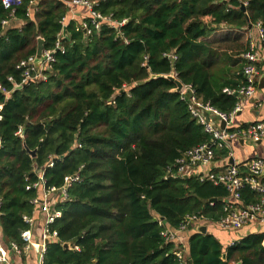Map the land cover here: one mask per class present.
Here are the masks:
<instances>
[{"label": "trees", "instance_id": "1", "mask_svg": "<svg viewBox=\"0 0 264 264\" xmlns=\"http://www.w3.org/2000/svg\"><path fill=\"white\" fill-rule=\"evenodd\" d=\"M73 1L23 0L4 28L10 11L0 0V230L23 248L24 217L40 197L27 186L42 172L46 188L60 190L81 169L68 200L56 203L60 216L49 228L58 238L43 264H181L180 247L162 233L194 215L217 224L228 192L168 175L210 137L165 76L174 72L204 102L231 112L240 98L224 90L247 83L249 27L264 32V0H97L104 20L99 29L85 21L91 34L62 24ZM107 18L127 22L118 28ZM38 38L55 61L42 71L46 80L15 88L24 73L17 66L37 54ZM242 198L260 197L246 188ZM263 241L264 231H251L224 247L195 232L186 264H264Z\"/></svg>", "mask_w": 264, "mask_h": 264}, {"label": "built area", "instance_id": "2", "mask_svg": "<svg viewBox=\"0 0 264 264\" xmlns=\"http://www.w3.org/2000/svg\"><path fill=\"white\" fill-rule=\"evenodd\" d=\"M5 9L10 11L8 19L2 22L3 27H7L11 20L15 19V8L20 6L23 0H1ZM64 1V0H63ZM68 7L73 5L84 6L90 16V20L95 29H99L101 22L104 20L96 10L97 0H75L66 2ZM247 6V3L244 4ZM67 16L63 18L62 24L66 26ZM108 23L115 27H121L127 20L123 22L112 21L111 18L105 19ZM259 29L260 40L264 43V32L261 24L256 25ZM87 34H91V30L87 25L83 27ZM56 49L63 50L60 43H57ZM54 50L44 51L45 60L40 65V73H37L36 55L28 57L20 62L17 66L19 69H24L23 80L20 84H16L15 88L23 87L26 84L36 81L37 79L46 80L42 77V71L51 69L52 63L55 61ZM244 58L249 64L244 68L246 77V85L240 87L239 90L225 89L224 92L228 95H235L240 98H251L255 95L260 82L261 71L258 69V63L261 61V56L255 51V46L250 42V50L244 54ZM10 82L14 80L10 77ZM2 87L0 86V89ZM181 101L185 102L193 119L201 125L205 132L209 135L210 140L200 144L188 151L184 152L175 162L173 167L168 168V175L179 178L188 177L189 179L196 178L201 183L211 182L215 186H223L228 192V196L224 203V216L217 223L223 230H241L254 223L264 224V160L254 159L249 164H233L227 162L233 158L232 153L228 152L226 163L223 164V170H216L217 151L227 150L232 141L243 140L250 143L264 142V121L251 124L245 128L230 130V125L238 112L242 110V104L238 103L231 112H224L214 107L210 103L204 102L190 85L183 86L179 93ZM1 119V117H0ZM225 124L223 128L222 125ZM18 134H22L20 130ZM53 166V164H50ZM245 168V170H243ZM38 182L27 186V190H40V197L32 199L31 203L39 208L41 213L46 217L42 243L35 244L31 232L33 226L32 217L25 216V223L30 227L29 230L22 234L24 247H37L39 253V264H43L44 254L47 249L46 242L57 240L58 233L51 232L49 225L52 224L60 213L56 211V203H61L68 200V189L74 183L81 182V169L73 175L66 176L64 179V187L60 190L55 188H46L44 174H38ZM248 188L252 192L259 195V200L248 204L244 203L242 192ZM56 197V200H54ZM213 205V202L211 203ZM205 219L198 216H188L185 222L178 229L169 228L162 233L168 242L175 243L178 247H184L183 234L188 231L190 225H200ZM200 226H198L199 228ZM197 228V230H198ZM0 236V264H15L8 257V251L4 248L3 241ZM8 248L10 251L19 254L21 248L14 242H9ZM79 250L78 247L75 248ZM177 257L181 264H186V258L182 250H178Z\"/></svg>", "mask_w": 264, "mask_h": 264}, {"label": "crops", "instance_id": "3", "mask_svg": "<svg viewBox=\"0 0 264 264\" xmlns=\"http://www.w3.org/2000/svg\"><path fill=\"white\" fill-rule=\"evenodd\" d=\"M89 18V12L84 6L73 5L71 6V8H69L66 26L70 21H75L80 27H83L85 21ZM248 36L250 38V41L255 46V51L261 56V61L258 63V65L260 66L258 67V69L261 71V77L259 80H261L262 77H264V43L260 40V33L258 27L254 26L252 30H250ZM258 85H260V82ZM239 103L242 104V110L238 112L232 120L230 130L245 128L251 124L260 123L264 121V87L260 88L258 86L257 92L253 97L248 99L240 98ZM224 151H226L224 156H221V154H217V171L223 170V164L226 163L228 152L232 153L233 158L231 159H233L237 164H249L254 159L264 160V142L254 144L247 141H243L242 139L238 141H232L227 150ZM227 162L230 163V160L228 159ZM243 170H245V168H243ZM54 200H56V197H54ZM32 220L33 226L31 228V232L34 238V243L40 244L42 243L44 227L46 224V217L44 216V214L41 213L40 209L36 207V212L35 214H33ZM190 226L193 228V231H189ZM190 226L188 228V231L183 234L184 247H180V250L183 251L186 260H188L189 254V237L193 233L197 232L198 226H206L207 233L214 235L218 240L222 242L224 247L233 245L236 241H239L251 231H264V224L261 223L251 224L250 226L245 227L241 230H223L217 224H213L212 222H209L206 219L201 222L200 225L198 224L195 227L192 225ZM0 236L2 237L1 239L4 244V248L8 251V257L15 264H39V253L37 252V247L23 246V248H21L19 246L21 248V252L19 254H16L15 252L9 250V242H6L1 230Z\"/></svg>", "mask_w": 264, "mask_h": 264}, {"label": "water", "instance_id": "4", "mask_svg": "<svg viewBox=\"0 0 264 264\" xmlns=\"http://www.w3.org/2000/svg\"><path fill=\"white\" fill-rule=\"evenodd\" d=\"M252 25H250L249 30H252ZM63 35H66V29L64 28L63 31ZM44 39L42 38H38V49H37V54H36V67H37V73H40V65L43 63V61L45 60L44 57ZM165 78H167L168 80H170L171 82H173L176 86V88L174 89V92L176 93H180L183 89L184 84L175 76V73L172 72L170 75L165 76ZM259 87H264V77H262V79L260 80V85ZM21 88V87H19ZM18 88V89H19ZM222 127H225V124L222 125ZM21 136L23 137V131ZM258 144V143H257ZM25 149L28 151V153L31 155L32 158H35V152H31L27 146L25 145ZM230 163L233 164L234 160L231 159ZM185 180H188V177L184 178ZM161 221H163V218H161ZM198 233H202L205 234L207 233V227L206 226H200L197 230ZM46 244H49V242L47 241ZM64 248L65 249H72L71 248V243H66L64 244ZM236 264H242L241 262L236 263Z\"/></svg>", "mask_w": 264, "mask_h": 264}]
</instances>
